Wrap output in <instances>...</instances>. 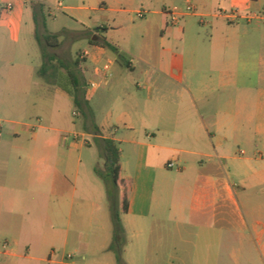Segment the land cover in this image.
I'll use <instances>...</instances> for the list:
<instances>
[{"label": "crops", "instance_id": "crops-1", "mask_svg": "<svg viewBox=\"0 0 264 264\" xmlns=\"http://www.w3.org/2000/svg\"><path fill=\"white\" fill-rule=\"evenodd\" d=\"M93 1L71 8L77 23L124 58L88 43L87 118L73 116L62 68L58 82L52 69L37 78L1 59L0 112L9 113L0 118V264H118L105 214L92 221L94 244L80 227L70 231L68 193L76 191L83 149L92 147L84 136L120 149L121 264H264V0ZM91 12L110 14L111 26L89 28ZM20 26L0 24L14 41ZM109 60L111 75L102 67ZM119 61L129 73L115 69ZM9 86L70 102L71 126L55 104L45 124L35 103H10Z\"/></svg>", "mask_w": 264, "mask_h": 264}, {"label": "rangeland", "instance_id": "rangeland-1", "mask_svg": "<svg viewBox=\"0 0 264 264\" xmlns=\"http://www.w3.org/2000/svg\"><path fill=\"white\" fill-rule=\"evenodd\" d=\"M61 1L63 2V6L59 7V2ZM34 2L35 1L30 0H0V24L14 19V21H18L21 25L18 31L19 40L17 41L12 40L0 28V68L1 66L5 67V62H2V58L3 61L11 58L15 67L14 69H19L20 67L30 70L33 69L34 73L36 71L38 78L42 76L41 69L44 64L42 48L43 46L47 47L46 40L44 39L45 36L57 35L58 37L57 42H51L53 47H47L48 51L56 56V61L53 63L54 65H58L59 61L74 62L77 59L81 61L80 56L82 52L85 50L90 51L88 43L92 40L91 33L77 23L79 18L77 17V13L71 8L79 7L84 3L88 6H92L95 4V1L48 0V5H46L44 13L38 15V28H36V23L33 19L32 5ZM89 16L92 20L86 17L84 23L91 29L100 28L102 22H104L106 26H111L108 23L109 21L112 23L110 14L91 12ZM137 25L135 24V26ZM124 31L125 30H120L116 32L115 40L119 38L121 40ZM37 35L40 37L42 45L38 43L36 38ZM109 55L113 57L112 54ZM115 69L129 73V69L120 61ZM61 71L65 72L66 70L62 68ZM91 71L92 67L87 62L81 63L80 76L86 86H88L91 80ZM66 84L68 83L66 82ZM5 97L10 103L24 104L25 106H31L35 103L37 113L46 121L45 124H49L48 122L50 119L47 115H49L48 113L52 109V104H55L61 109L64 122L71 126V120L73 119L72 105L64 99L54 98V101L52 99L44 100L39 93L32 92L28 94L12 86L7 87ZM6 110V108L1 109L0 118H7L6 116L8 115L6 114L9 112ZM21 115L27 116L26 112ZM19 117V115H15V118L18 119ZM26 120L30 121V119ZM31 121L37 123L36 119H31ZM84 139L91 141L92 147L83 149V164L80 168V174L79 177L73 179L72 182V184H75L76 191L73 192V195L71 194V190L68 193L69 203L71 204L69 212L71 210L72 216L70 231L73 233L80 227L81 232L90 235L88 240L94 244L99 235V224L97 222L92 223L93 220L96 221V219H99L105 214L110 229L109 233L113 232L111 200L104 179L95 171L96 168L102 171L105 170L106 159L102 154L101 147L96 141L89 137L87 138V136L82 137V141ZM20 165L19 162L13 164L15 171H19ZM116 202L117 209L122 216L123 211L119 196ZM74 248V245L70 243L66 252L69 253Z\"/></svg>", "mask_w": 264, "mask_h": 264}, {"label": "trees", "instance_id": "trees-1", "mask_svg": "<svg viewBox=\"0 0 264 264\" xmlns=\"http://www.w3.org/2000/svg\"><path fill=\"white\" fill-rule=\"evenodd\" d=\"M35 1L32 5L33 9V19L36 23V28H38V15L43 14L47 0H30ZM45 21V20H44ZM93 37V36H91ZM38 43L42 45L40 37L36 36ZM47 43V47H53L51 44L52 41L57 42V35H47L44 37ZM91 44H98L104 48L110 49L115 53L119 54L117 48L108 43L105 39L98 38L97 40H91ZM46 46L42 48V56L44 59V64L42 66V76H47L48 71L52 69L53 75L52 78L55 81L63 82L62 78H59L57 72L63 68L66 70V82L68 83L70 89L68 90L69 94L72 96L74 101V106L76 111L81 116L88 117V100H87V86L83 82L80 76V67L81 63L84 60H75L74 62H61L59 61L58 65H54L56 61V56L48 51ZM124 58L123 54H119V60L121 61ZM97 135H99V127L94 128ZM101 147L102 154L106 159L105 170L102 171L98 168L95 169L96 173L104 179L109 193V198L111 200V211H112V222H113V236L112 242L109 246V250L114 252L117 258L118 264L122 263V255L126 245V232L121 220V214L117 209V198L119 196V173H120V149L118 144L112 139H101L98 142ZM127 211V203H123V212Z\"/></svg>", "mask_w": 264, "mask_h": 264}, {"label": "built area", "instance_id": "built-area-1", "mask_svg": "<svg viewBox=\"0 0 264 264\" xmlns=\"http://www.w3.org/2000/svg\"><path fill=\"white\" fill-rule=\"evenodd\" d=\"M187 10L192 11L193 9H192V7H188ZM169 16H170V22L172 24H176L178 22L179 18L181 17V12L178 8H174V9L169 11ZM228 16L229 17H237V12L228 13ZM137 17H138V19H143L145 17V12L144 11H138ZM89 55H90L89 51L86 50V51L82 52L80 59L85 60L86 58L89 57ZM112 65H113V61H111V60H109L105 65H103V70L106 71L107 75H111L110 71H111ZM99 86H100V83L97 81H94V82H91L89 84V89L93 91V90L98 89ZM77 115H78L77 111H74L73 116L76 117ZM28 127L32 132H35L37 130L38 126L35 124H29ZM2 128H3L2 123H0V132L2 131ZM79 137H80L79 135L74 134L75 139H79ZM171 166H172V164H169V167H171Z\"/></svg>", "mask_w": 264, "mask_h": 264}]
</instances>
